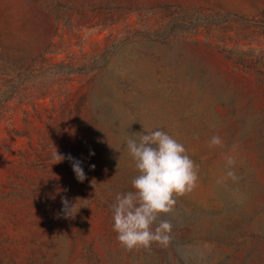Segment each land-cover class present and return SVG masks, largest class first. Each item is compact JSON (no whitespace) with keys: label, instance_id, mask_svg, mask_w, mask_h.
I'll list each match as a JSON object with an SVG mask.
<instances>
[{"label":"rangeland","instance_id":"obj_1","mask_svg":"<svg viewBox=\"0 0 264 264\" xmlns=\"http://www.w3.org/2000/svg\"><path fill=\"white\" fill-rule=\"evenodd\" d=\"M0 108V264H264V0H0ZM154 130L199 180L125 251V141Z\"/></svg>","mask_w":264,"mask_h":264},{"label":"clouds","instance_id":"obj_2","mask_svg":"<svg viewBox=\"0 0 264 264\" xmlns=\"http://www.w3.org/2000/svg\"><path fill=\"white\" fill-rule=\"evenodd\" d=\"M125 144L138 175L131 182L133 191L115 197L112 230L125 251L149 248L153 243L167 246L172 224L160 220L159 216L173 211L176 198L197 187L199 166L188 155L184 144L163 130L139 133L138 140L128 138ZM223 144L219 135H213L208 141L209 149ZM54 157L53 163L64 159L56 151ZM225 161L228 170L217 182H238L240 177L234 170L236 160L226 155ZM73 171L77 180L83 182L86 176L78 161L73 163ZM62 203L66 216L76 213L73 214L75 205L69 208L68 201L63 199Z\"/></svg>","mask_w":264,"mask_h":264},{"label":"trees","instance_id":"obj_3","mask_svg":"<svg viewBox=\"0 0 264 264\" xmlns=\"http://www.w3.org/2000/svg\"><path fill=\"white\" fill-rule=\"evenodd\" d=\"M0 110H1V108H0Z\"/></svg>","mask_w":264,"mask_h":264}]
</instances>
